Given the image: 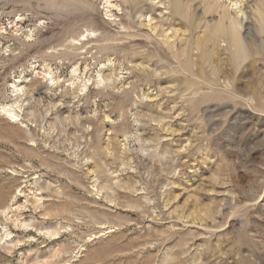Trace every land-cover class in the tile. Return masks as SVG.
<instances>
[{"label": "rangeland", "instance_id": "374dc122", "mask_svg": "<svg viewBox=\"0 0 264 264\" xmlns=\"http://www.w3.org/2000/svg\"><path fill=\"white\" fill-rule=\"evenodd\" d=\"M240 1L0 0V264H264V0Z\"/></svg>", "mask_w": 264, "mask_h": 264}, {"label": "bare ground", "instance_id": "6f19581e", "mask_svg": "<svg viewBox=\"0 0 264 264\" xmlns=\"http://www.w3.org/2000/svg\"><path fill=\"white\" fill-rule=\"evenodd\" d=\"M238 3H241V1L239 2V0H236V1L234 0V4L236 6L238 5ZM240 22L236 18H234V19H230V18L228 19L227 17L221 18L219 23L216 25L214 32L212 33V36L209 40V41H211L210 43H212V44H216L218 40H224L227 43L229 48L234 49L232 56L237 60L239 59L238 60L239 63L241 61H243L244 58L246 57L247 47H248L247 38L242 37L241 29L243 26ZM259 28L262 32H264V20L259 21ZM257 39L264 41L263 36L257 37ZM204 41H205V37L201 38V39H197L196 45L200 47L201 45H203ZM229 48H228V50H229ZM211 56L208 57V64L207 65L212 68V62H211L212 57ZM190 65H191V63L186 60L182 66H190ZM186 68H188V67H186ZM2 111L12 121H14L18 118V115L16 114L15 109L13 107L4 106L2 108Z\"/></svg>", "mask_w": 264, "mask_h": 264}]
</instances>
